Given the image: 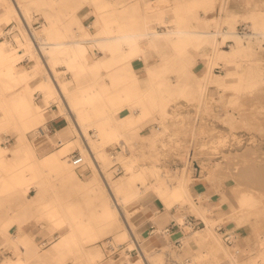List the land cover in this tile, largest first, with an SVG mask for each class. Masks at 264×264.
I'll use <instances>...</instances> for the list:
<instances>
[{
  "label": "rangeland",
  "instance_id": "374dc122",
  "mask_svg": "<svg viewBox=\"0 0 264 264\" xmlns=\"http://www.w3.org/2000/svg\"><path fill=\"white\" fill-rule=\"evenodd\" d=\"M25 1L26 0H17L21 10L23 9V13L27 15L29 7ZM4 3L8 4L9 6L12 5L9 0H0V5L2 4V7L4 6ZM94 6L97 8L95 4ZM223 6L225 7V11H222ZM260 8H264V0H216L213 10H203L201 13L203 12V15L205 16L204 19H210L212 17L219 19L226 11L238 12L239 14L243 15L252 9ZM12 10L15 13L13 7ZM206 16L208 18H206ZM10 20L11 19L5 20V23H8ZM214 25V20H207V28L208 26L212 27ZM77 30L78 36L74 31L70 36H68L71 40L91 39V35L87 28L80 27ZM237 30L240 33L248 32L249 23L246 21L238 22ZM35 32L39 35L41 34L42 36V33L44 32L43 26L41 27V30H36ZM85 32H87L88 35L85 34ZM15 39L17 44L14 51L16 52V50L19 48L24 50V47L19 45L17 35H15ZM8 41L11 43L10 40ZM229 43L232 42H228L227 45ZM227 45L225 48L228 49ZM189 51L195 57L191 48ZM45 52L46 54L52 55L50 51ZM140 57L143 58L145 62L148 61L145 56L140 55ZM158 62L159 60H155L152 65L148 64L145 66V74L147 77L149 73V67H154L158 64ZM202 63L203 60L199 59L197 65L200 66ZM42 65V62H40L39 69L31 70L29 72V76H27L24 81L8 78L5 75L0 76V104L6 100L16 101L18 96L21 93H24L26 96H28V98H30L33 104L38 106V111L42 115V120L32 124V126L27 130V139L49 137V132H47L48 130L45 127V123L49 116L44 111V105L40 102H37L34 95V92L40 90V88H29L28 84L30 79L38 76H40L42 81L46 79V82H50V78H48L49 75L44 65ZM51 69H53V72L58 79V75L54 71V68ZM193 69H195V67H193ZM214 72L220 74L221 68L215 67ZM164 77L169 84V87H173V85L176 83V79L178 78V74L175 71H170ZM125 78V84H127L128 87H131L133 83H138L143 87L146 85L144 81L140 82L139 78L135 77L133 74L131 77L127 76ZM93 83L94 82L81 84L78 92L81 94V89L83 87ZM112 84L113 82L110 83V85ZM149 84L157 85L158 89V82L155 83L152 81ZM149 84L147 88L149 87ZM59 85L67 97V84L59 81ZM157 89L155 86H153L152 90L149 91V94L151 93L152 96H148L154 103L153 105L149 104L150 112H148V110L145 111L146 113L144 116L136 123L130 121L129 119H127V122H125L126 119H123L122 124L118 120L123 115V111L125 110L123 109V106L116 110L119 111V113L115 115L96 114L92 117L90 116L91 119L90 117L81 115L83 120H81L80 117L76 115V119L82 131L83 138L88 143V146H83L84 144L78 133V130L75 128L73 122H71L73 130L72 135L75 136V141L73 142L74 145L63 155L65 156L64 163H68L72 170V176H68V185L72 189H70L65 196L58 197L60 198L59 202H61V204L67 208L77 212H86V214H89L90 211L94 209L95 205H97V203H100V200L97 199V197H102L109 205L112 204L114 207V201L112 198H110V191L106 190L104 185L106 183H113L121 176L126 175V173L129 174L130 172L125 166L128 162L133 163L136 169L144 168L145 166L154 163L156 165L157 174L160 176V180L164 185L168 186L174 185L177 179L183 174V177L188 178L189 180L188 185L191 189V201L188 203H174L171 207H168L164 201V198L159 193H156L152 189L145 188L143 185H139L140 189H144V192L140 194L138 200L128 203L125 206H118L119 210H116V216L121 220L120 222L118 219L117 223L120 222L121 224L115 223L113 228L111 227L108 232L100 235V237H98L93 243H86L87 248L93 251L99 250L101 253V260L109 259L110 257L107 256L104 248V241L108 237H112L116 242H125L130 239V235L126 230L124 219H126L134 231L136 237L141 240L138 234L139 227L133 222V216L138 211L144 212L146 210L145 206L148 201L154 198H160L164 202L166 210L170 211V209H175L177 213L176 215L179 218H184V216L191 217V221L194 224V231L196 229L209 230V235L215 237V239L223 245L224 251L219 250L223 253V259L212 261L211 264L224 262H227V264H264V188L259 186L260 184L258 181H256V179H254L255 177H253V179L251 177L250 179V176H247L246 180H243V178L240 177V170L237 171L238 173L236 172L237 166L240 167L238 165L239 162L235 163V160L238 158L237 161H241V165L246 164V166H248L250 164L251 166L254 160V163L258 162V164L261 163L262 167L264 166V159H262L264 156H259L264 153V138H262L264 137V132H261V123L258 122L262 115H260V113L255 108V104L259 100L258 92L256 91L255 93V91H253L245 93L241 99L242 101L244 100V102L241 101L243 107L241 111H237L226 106L227 104L225 103V97L223 98L220 95V92H218L214 86L211 88V91H209L208 95L205 94L204 104L202 105L200 103L199 106L191 104L194 103V101L191 100L192 96H189V98H184L185 103L183 102V104L179 107V97H176L175 92L171 90L168 93H163V95ZM131 91L132 93L137 92L134 85L131 87ZM53 96H55L54 98L58 97L56 91ZM151 99H148L150 100V103ZM69 103L74 110L72 103L70 101ZM127 103L130 106L127 109V111L131 113L130 117L135 118L140 116L143 110L142 107L137 109L135 106H132L130 102ZM12 109H15L14 106ZM229 110H233L232 112L235 113V117L231 118L229 115H227ZM178 112H183L181 120H179L177 116ZM101 117L102 119H111L112 117L114 126L113 129L121 133V135L118 136V139H102L101 135L99 134L98 127H100L102 124L101 122L105 119L100 121L99 119ZM96 119L98 121H95ZM197 120H199L202 125H206L202 126V128L200 126L201 129H199L198 127L201 124H198L199 121L197 123ZM254 121L256 124L259 123L257 127H254V125L256 126ZM193 124L195 126H193ZM180 125H183L184 127L182 128ZM196 125L198 127H196ZM192 127L197 128V130H200L201 133H198L199 131L196 130L197 135H195V137L194 133L192 132ZM261 135L262 137L260 138ZM192 136H194L195 140L200 137L198 138L199 143L197 140L195 142ZM59 139L62 140V143H65L64 137ZM15 141L16 135L13 133V131L7 130L1 133V146L4 147V144L9 143L13 144ZM96 144L99 145L95 146ZM54 145H57V141L54 143ZM10 149L11 146L6 148L3 155H0V170L9 171L10 169H15L25 163L27 164V162L30 161L29 155L24 151L20 152L15 160L6 161L5 154L11 152ZM86 149H90L89 151L92 153L91 157L88 155ZM249 149H252L250 153L252 156L254 155V158L250 157L251 155L247 153L249 152ZM257 149L259 153L261 152V154H257ZM73 150H78L79 152V160L77 161H75L74 158H69V155H67ZM191 151L194 154V159L193 157H190ZM245 151L248 154V157L244 153ZM119 152L122 153L120 154ZM102 153L104 156H102ZM242 153H244L243 156H240ZM226 155H228V160H226L227 163L225 162ZM229 156L233 159V163L231 162V164L229 163L232 159H230ZM112 158L116 159L114 160ZM247 158L253 159L250 160ZM80 165L81 169L79 170L77 167ZM45 166H48V164ZM116 166H120L123 171L119 174H116ZM86 167H88L90 170L88 173L83 172ZM27 171L37 175V178L42 175V173L39 174L30 170ZM79 172L86 174H84L85 176L81 178L82 176L79 175ZM236 173L239 174L238 179H236L238 177ZM94 175H96L100 180V183L97 185V189L93 190L90 188L87 190L81 187L86 185L89 178ZM100 175L102 178H100ZM148 176H150V173H148ZM247 178L250 179L249 181L251 183L247 181ZM101 180H104L103 182L105 183H102ZM255 182H258L259 185L257 186ZM240 183L244 185H241ZM253 184L256 185L254 186ZM242 196L252 198L254 203L252 204V202H250L249 205H243ZM233 207H237L236 212L232 209ZM84 217L88 218L87 215ZM153 218L154 217H152V219ZM91 219L93 222H97L99 218L98 216H93ZM122 231H124L125 234H122ZM226 235L232 236L233 242L231 244L225 242ZM55 238V235H53L52 237L48 238L47 241L35 242L33 237H30L31 241L27 242L28 244L24 246L25 248H28L33 247V245L36 244L39 252L42 253L49 248ZM19 240L20 239H17L16 242L9 241L7 242L6 246L0 244V262L9 257L15 259L21 256L24 258L25 263L27 264L38 259L37 254L28 256L26 251L22 252L21 246L15 244L20 243L22 245V242H20L21 240ZM128 246L131 247V244L129 243ZM142 247L143 251L145 250L144 254L150 264H163L167 260L165 252L170 250V248L163 247L160 250H148L143 244ZM64 252L65 257L63 258V264H80L78 260L70 255L69 250H65ZM156 257L157 260H155ZM119 262L120 264H143L140 258L133 257L130 259L127 255H122V257L119 259Z\"/></svg>",
  "mask_w": 264,
  "mask_h": 264
},
{
  "label": "bare ground",
  "instance_id": "6f19581e",
  "mask_svg": "<svg viewBox=\"0 0 264 264\" xmlns=\"http://www.w3.org/2000/svg\"><path fill=\"white\" fill-rule=\"evenodd\" d=\"M9 1L11 2V0ZM141 2L143 1L136 0L128 5H125L122 1L117 0L107 2L105 4H102L100 2L98 4V10L124 12L125 10H129L130 8V10L134 13V16L128 21H125L122 18H117L114 20H102V26L106 28L107 31L104 32L105 34L103 35V41L97 43H99L104 49H111L112 51L114 50L115 55L120 54L122 52L120 49H122L123 45L126 44L130 48L129 54L133 57L144 55L143 47H141L144 43H147L151 47L157 48L156 43L160 39L167 42V44L172 48V50L164 53L161 52L158 64L149 69V75L151 80L150 82H158V89L157 85L149 84V87L147 88L148 95L151 94H149V91L152 90L153 86H155L161 94L168 93L171 90L175 92L176 97H179V107L183 104V102L185 103L184 98H189V96H192L191 100L194 101V103H190L199 106L200 103L202 105L204 104L205 94L208 95L209 91H211V88L214 86L216 87L218 92H220V95L223 98L225 97V103L227 104L226 106L237 111H241L243 107L242 102H244V100L242 101L241 99L244 94L253 91H255L256 93L257 91L259 100L255 104V108L260 113V115H262L258 122L261 123V132H264V8L252 9L243 15L239 14L238 12L226 11L224 15H222L219 19H215V17H212L210 19H204L205 16L199 14V9L201 8L206 11L213 10L216 0H179L178 2H173L172 16L170 15V19L166 21L164 18L166 15V12L164 11V6L167 4V0H155L154 3L143 2V4H141ZM44 4L45 3L43 2L40 3L41 6H43ZM17 5H19V3ZM12 7L13 4L8 6L4 10V15L7 17V19H11V16L13 14ZM13 8L14 10L16 9L15 7ZM17 11H19V9ZM17 11L16 13H18ZM222 11H225L224 6L222 8ZM148 13L150 14L148 15ZM19 14L20 13H18V15ZM148 16H155L154 21L163 24H167V22H169L172 24V26L169 27L167 30H157L149 28L148 23L151 22V20L148 18ZM22 17H19L18 19V21L21 23L19 24L21 30L19 31L20 33L17 35V39L19 45L24 47V50L22 49L23 52L18 53L21 50H16L15 52V48L7 40L0 41V76L5 75L8 78H14L15 80L19 81H24L25 78L29 76L28 68L18 66L19 62H21L24 57L28 56L30 59H34L36 62L35 65L30 67V69L37 70L40 67L39 62H41L39 61V59L41 60L42 58H40L38 54L41 52H38V50L37 52L35 51L34 42L32 41L31 34L26 31V29H23L26 28V20L24 19L23 15ZM12 18H15L14 14ZM206 18L208 17L206 16ZM207 20H214L215 25L212 27L208 26L207 28ZM240 21H246L249 23L248 32L240 33L237 30V24ZM110 22H113L115 24V28L113 31L108 30L109 27L111 28V25H114ZM27 24L29 27H32L33 25H31L30 22ZM85 34L88 35L87 32H85ZM34 36L38 39V41H40L41 48L44 51V54H46L45 51L47 48V44H49L47 43L48 41L45 42V39L43 40V38H41V34L39 35L36 32H34ZM48 38L52 39L53 36H49ZM56 38H58V36H56ZM95 40H99V38H96ZM65 42L66 41H64V43ZM70 42L72 41L70 40ZM228 42L232 43H229L227 45ZM55 45L52 46V51L50 52L53 53V49L59 47ZM226 45L228 46V49L225 48ZM190 48L192 49L195 57L189 51ZM199 59L203 60V63L200 66L197 65ZM193 67H195V69H193ZM215 67L221 68L220 74L214 72ZM170 71H175L178 74V78L176 79V83L173 85V87H169V84L167 83L164 77ZM41 89L48 96H51L54 91V87L51 84V81L43 83L41 85ZM121 90L122 83L118 81L113 82V84L110 86L103 85L98 88L97 85H93L90 88L86 87L80 97V100H78L77 103H85L90 98V96L93 97L99 92H102L105 95L110 94V96H112V98L108 99L110 110H115V114H118L119 111L116 110L122 107L120 105L122 101L119 98V95L122 93ZM149 101L150 100H148V112H150V105L154 104L152 102V99L151 103ZM13 106L15 109H12ZM232 111L229 110L227 112V115H229V117L231 118L235 117V113ZM145 113V110H142L140 116H137L135 118L130 117V114L128 115L123 113V115L118 120L122 124L123 119H126L125 122H127V119H129L130 121L136 123L139 119L144 116ZM182 114L183 112L177 113L179 120L182 119ZM79 117L82 120V116ZM41 120L42 115L38 111V106L33 104L30 98L26 96V94L21 93L16 101L6 100L0 104V139L1 133L3 131L11 130L16 135V144H23L27 140V130L32 126V124H35ZM198 121L199 120H197V123ZM101 123L102 124L98 128L99 134L101 135L103 140L118 139V136H120L121 133L113 129L114 126L112 117L111 119L106 118ZM259 123L256 124L255 122L256 126L254 125V127H257ZM194 124L193 126H195ZM198 124H201L200 121ZM197 125L196 127H198ZM204 125L201 124L198 128L201 129ZM180 126H182V128L184 127L183 125ZM196 130L197 128L192 127V132L194 133V136L197 135V131H199L198 133H201L200 130ZM194 136H192L193 139ZM261 137L262 135L260 136V138ZM198 138L196 140L199 143ZM196 140L194 139L195 142ZM98 145L99 144H96L95 146ZM72 146L73 144L71 143L65 144V146L59 149L54 155L62 156ZM6 148L7 147H3L0 145V155H3V153H5ZM21 149L25 150L26 153L30 155V161H28L27 164L25 163L23 165L18 166V170L21 172L25 170H30L34 173H40L43 169V166L47 165L44 163H48V161H46L47 158L40 159L39 157H37V153L40 149H36L33 147H26ZM15 150H20V148L16 147ZM89 150L86 149L88 155L91 157L92 153H90ZM251 150L249 149V152H247L250 155ZM256 151L257 154H261V152H258V149ZM244 153L248 157L246 151ZM244 153H242V155L240 156H243ZM263 154L264 153L259 156L262 157L264 156ZM102 156H104L103 153ZM193 156L194 154L191 151L190 157ZM250 157L254 158V155H251ZM227 158L228 155H226V163V160H228ZM253 158L247 159L252 160ZM230 159L232 158L230 157ZM262 159H264V157ZM237 160H235V163L239 162L238 165L240 167L237 166L236 172L240 170V177L243 178V180H246L247 176H250V179L251 177L252 179L253 177H255L254 179H256V181H258L260 184L259 185L258 182H255L257 186L259 185L264 188V166L262 167L261 163L258 164V162L254 163V160L251 166L250 164L248 166H246V164L241 165V161ZM232 161L233 159L230 160L229 164H231ZM125 166L130 172L129 174L126 173V175L121 176L113 183H106L104 185L106 187V190L110 191V193H108L111 194L110 198H112L114 201V207L112 206V204L109 205L106 200H104L102 197H97V199L100 200V203H97V205H95L94 209L91 210L89 214H86V212H77L70 208L60 209V206L57 205H51L49 209L40 213L39 216L45 217L47 219L46 222L50 224L47 229L54 233L56 238L51 243L49 248L46 251H43L42 253L39 252L36 244H34L33 247L25 248V246L28 244L27 242L31 241L30 238H19L21 240L19 241L22 242V245L20 243L15 244L21 246L22 252L26 251L28 256L37 254L38 259L29 264H63L65 250H69L70 255H72L76 260H78L80 264H120L119 260L116 261L113 258L101 260L100 251H93L87 248L86 243H93L98 237H100V235L108 232L111 227L113 228L115 223L118 224L121 222V220L116 216V210H119L118 206H125L128 203H132L138 200L140 194L144 192L142 186V189H140L139 185H143L145 188L152 189L156 193H159L164 198V201L168 207H171L174 203H188L191 201V189L188 185L189 180L188 178L183 177V174L182 176L180 175L181 177L177 179L174 185L168 186L164 185L163 182L160 180V176L157 174L156 165L154 163L139 169H136L134 164L131 162H128ZM57 168L69 177L72 176V170L68 163L59 164ZM148 173H150V176H148ZM32 175L34 176V178H36L37 176L35 174ZM96 175L89 178L88 183L85 186L86 189H97V185L100 183V180L97 178ZM237 176L238 177L236 179L239 178V174H237ZM100 178H102V176ZM247 179V181L250 180L249 178ZM101 181L102 183H105L103 182L104 180ZM240 184L244 185L242 183ZM250 202H252V204L254 203L252 198L242 196L243 205H249ZM236 208L237 207H233L232 209L236 212ZM86 215L88 216V218L84 217ZM93 216H98L99 219L97 222L92 221L91 218ZM186 217L187 216H184V218L182 219L185 220ZM45 218L43 219L45 220ZM118 219L120 220V222L117 223ZM123 233L124 231H122V234ZM189 234L194 238V240H201L206 237H209L210 231L205 229H196L194 231V229L191 227V232H189ZM155 260H157V257L155 258ZM0 264L27 263H25L24 258L21 256L15 259L10 257L6 258L1 261Z\"/></svg>",
  "mask_w": 264,
  "mask_h": 264
},
{
  "label": "crops",
  "instance_id": "0c3cea01",
  "mask_svg": "<svg viewBox=\"0 0 264 264\" xmlns=\"http://www.w3.org/2000/svg\"><path fill=\"white\" fill-rule=\"evenodd\" d=\"M111 1L114 0H26L25 2L28 4L29 11L27 15H24L23 11H20V6L17 5V0H13V3L11 0L13 7L16 8L15 13L19 9L17 12L20 14H15L12 10L15 18H12V14L11 22L9 21L10 23H5L7 17L4 15V10L9 5L6 3H4L3 7L1 6L2 4L0 5V41L10 40L11 45L14 48L16 47L17 42L15 35H18L21 30L19 25L21 23L18 19L23 15L27 23L30 22L31 25L33 24L32 27L39 24V27L34 30H41L43 26L44 34L42 33L41 38L49 43L47 44L46 51H52V46H54L55 43V46H59L53 49L54 52H51L52 55L44 54L42 50L40 51L34 46L36 52L37 50L41 52L38 53L39 57H42L40 61H43L42 64L54 87L52 95L48 96L41 89V85L47 83L46 79L42 81L40 76H38L28 81L29 88H40V90L34 92V95L35 100L44 105V111L49 116L45 123V127L48 130L47 132H49V137L27 139L23 144H16V141L13 144H4V147L7 148L11 146V152L6 154V161L15 160L17 155L22 151L26 153V151L21 148L33 147L40 149L37 153V157L40 159L47 158L46 161H48V163L44 164H48V166L43 167L42 171L39 173H42V175L38 178L37 176L34 178L31 172L27 170L21 172L18 168L10 169L9 171L0 170V244L3 246H6L9 241L16 242L17 239L22 237H34L33 239L36 242L40 240L47 241L48 238L54 235V233L47 229L50 225L46 222L47 219L39 215L41 212L49 209L51 205L60 206V209H67V207L59 202L60 198L58 197L65 196L68 191L72 189L68 185V175L57 168L59 164L64 163L65 156H55L54 154L65 146V144L71 143L74 145L75 136L72 135L73 130L71 122H73L75 128L78 130L83 144H88L83 138L76 115L81 116L82 114L83 116L92 117L96 114H115V110H110L108 104V99L112 98L110 94L105 95L99 92L93 97L90 96L85 103H77L86 87L89 88L93 85H97L99 88L103 85L110 86L111 82H121L122 93L119 95V98L122 101L120 105L125 109L123 113L128 115L131 114L127 111L128 107H130L127 102H130V104L137 109L142 107V109L146 111L148 108V99L151 98L148 96L147 86L151 80L149 73L148 77L145 74V66L148 64L152 65L155 60H159L158 57L160 58L161 52H169L172 48L167 42L161 39L156 43L157 48L144 43L141 47H143L144 51L143 56L148 59L147 62L140 56L132 57L129 54L130 48L126 44L120 49L122 52L118 55H115L114 50L104 49L97 43L103 41L104 32L107 31L106 28L102 26V20L122 18L128 21L134 16L130 8L124 12L97 9L100 2L105 4ZM117 1H122L125 5H128L136 0ZM142 1L146 3L155 2V0ZM174 1L178 2L179 0H167V4L164 6V11L166 12L164 18L166 21L170 19V15L172 16V5ZM41 2L45 4L41 6ZM143 2H141V4H143ZM94 4H97V8ZM201 11H203V9H199V14L203 15ZM149 14L150 13H148V15ZM148 18L151 20V22L148 23L149 28L167 30L172 26L169 22L163 24L154 21L155 16H148ZM10 26L13 27L11 28ZM80 27L88 29L91 40H71L68 37L73 31L76 32L78 36L77 29ZM114 28L115 24L111 25V28L109 27L108 30L113 31ZM49 36H53V38L49 39ZM56 36H58V38H56ZM96 38H99V40H95ZM70 40L72 42H70ZM64 41H68L69 43H64ZM17 50H21L18 53L23 52L22 48ZM35 64L36 62L34 59H30L26 56L19 62L18 66L28 68L30 72V67ZM51 68H54V71L58 75V79ZM150 68L151 67H149V69ZM132 74L139 78L140 82L144 81L146 84L143 87L138 83H133L137 90L135 93L131 91L133 85L128 87L127 84H125V77H131ZM59 81L67 84L68 98L61 90ZM90 82L94 83L83 87L80 94L78 92L81 87L80 85ZM55 91L58 94L57 98L53 96ZM69 101L72 103L74 110L70 106ZM104 119L105 118L102 119L101 117L99 120L102 121ZM95 121L98 120L96 119ZM63 137L65 143H62V140L59 139ZM56 141L57 145H54ZM16 147L20 148V150H15ZM77 154H79L78 150H73L67 155H69V158H74V155ZM77 168L80 170L81 165ZM89 171V168L86 167L83 172L88 173ZM84 174L79 172V175L82 176L81 178L85 176ZM85 186L86 185L81 187L85 188ZM145 208L146 210L144 212L138 211L134 214L133 222L139 227V236L142 240H140L141 244L148 250H160L163 247H168L171 251L168 250L165 252L166 258H171L179 263H181L183 259H188L190 264H211L212 261L223 259V253L220 252L223 250V245L218 242L215 237L209 236L201 240H194L189 234V232H191V227L194 229V224L185 223L184 219L176 215L175 209H170V211L166 210V206L160 198L151 199L146 203ZM152 217L154 218L152 219ZM43 218H45V220ZM165 229H168V232H165ZM176 242L182 243L183 246L181 249L175 248ZM119 259L115 260L118 261ZM218 264H227V262Z\"/></svg>",
  "mask_w": 264,
  "mask_h": 264
},
{
  "label": "built area",
  "instance_id": "2783aa9c",
  "mask_svg": "<svg viewBox=\"0 0 264 264\" xmlns=\"http://www.w3.org/2000/svg\"><path fill=\"white\" fill-rule=\"evenodd\" d=\"M26 25V31H28L31 36H32V41L34 42V46L41 51V45H40V41H38V39L34 36V32L36 30L37 27H39V24H37L35 27H29L27 22H25ZM9 142V141H7ZM6 142V143H7ZM74 160L77 161L79 160V154L74 155ZM123 170L120 166H116L115 167V173L119 174L121 173ZM185 221L187 224H191V217H186ZM124 223L126 226V230L128 231L129 235H130V239L128 241L125 242H116L112 237H108L105 241V252L107 254L108 257L113 258V259H119L122 257V255H127L130 259H132L133 257H137L140 258L143 262V264H150L147 257L144 254L143 248H142V244L140 242V240L136 237L134 231L132 230V228L130 227V225L128 224V222L126 221V219H124ZM165 232H168V229H165ZM129 242L131 244V247H129ZM225 242L228 244H231L233 242L232 240V236L231 235H226L225 236ZM182 243L181 242H176L175 244V248L181 249L182 248ZM128 264V263H126ZM163 264H190L188 259H183V261L181 263L176 262V260H173L171 258H167V260L165 261V263Z\"/></svg>",
  "mask_w": 264,
  "mask_h": 264
}]
</instances>
